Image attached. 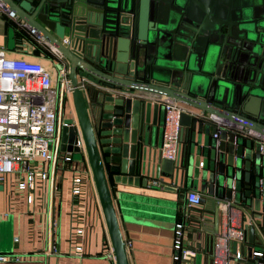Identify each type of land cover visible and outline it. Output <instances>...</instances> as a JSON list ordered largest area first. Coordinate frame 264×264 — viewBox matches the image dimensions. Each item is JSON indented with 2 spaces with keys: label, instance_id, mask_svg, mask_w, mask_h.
Wrapping results in <instances>:
<instances>
[{
  "label": "water",
  "instance_id": "1",
  "mask_svg": "<svg viewBox=\"0 0 264 264\" xmlns=\"http://www.w3.org/2000/svg\"><path fill=\"white\" fill-rule=\"evenodd\" d=\"M0 2L14 13L17 27L62 55L57 68L62 61L69 68L117 264L129 262L111 183L147 186L149 178L171 177L180 169L194 174L199 166L205 188L218 199L214 223L222 199L241 211L246 235L242 257L234 261L264 264L258 254H264V149L247 134L264 135V0ZM81 79L83 89L77 87ZM122 89L189 107L180 114L190 142L180 169L179 157L148 149L152 126L159 122L163 135L164 106L120 94ZM63 121L61 150L79 152L75 128L67 126L73 119Z\"/></svg>",
  "mask_w": 264,
  "mask_h": 264
},
{
  "label": "built area",
  "instance_id": "2",
  "mask_svg": "<svg viewBox=\"0 0 264 264\" xmlns=\"http://www.w3.org/2000/svg\"><path fill=\"white\" fill-rule=\"evenodd\" d=\"M4 15L16 21L14 13L0 2V25ZM51 49L59 60L63 58L53 47ZM68 74L69 68L62 61L56 68L57 84H54L51 70L44 62L24 55L9 56L0 46V185L8 194L10 205L21 204L26 210L39 212L45 226L47 252L58 254L54 238L59 225L57 205L61 204L63 183L67 180L71 196L67 253L82 257L87 254V236L99 218L98 206L100 216L103 210L73 106L74 87ZM84 82L83 79L78 80L77 87L83 89ZM109 90L116 94V89ZM68 102L72 106L69 116H66ZM157 102L164 106L165 111L161 155L170 160L178 159L180 114L185 107L160 96ZM64 118L73 119L67 126L75 128V146L82 154L80 161L73 160V152L61 150V131L66 125ZM247 134L264 149V135L252 131ZM186 201L189 207L199 206L202 194L189 189ZM230 205L234 210L230 209ZM218 207L227 214V218L224 230L214 239V261L211 264H231L242 257L244 229L242 223L237 222L235 209L238 208L230 201L222 199ZM8 215L9 211L3 213V217ZM184 228L181 222L176 223L174 228V259L180 262L195 254L182 247ZM230 243L236 245L233 253ZM102 248L106 257L116 261L110 239L103 241ZM258 254L261 255L260 252ZM19 258L21 256L14 253L0 252V262Z\"/></svg>",
  "mask_w": 264,
  "mask_h": 264
},
{
  "label": "crops",
  "instance_id": "3",
  "mask_svg": "<svg viewBox=\"0 0 264 264\" xmlns=\"http://www.w3.org/2000/svg\"><path fill=\"white\" fill-rule=\"evenodd\" d=\"M5 23L8 24L7 30ZM10 30L12 31L11 44ZM0 46L9 56L24 55L27 58L44 62L51 70L54 84L57 83L56 64H59L60 60L51 46L44 40L36 38L28 29L17 27L16 21L5 15L0 25ZM119 93L131 94L134 97L157 103L158 96L156 95L148 96L143 92L125 89L119 90ZM70 106L72 103L68 102L65 110L66 116H69ZM184 107L185 110H190L189 107ZM186 130L183 128L181 132L179 169L181 168L180 163L187 158L189 153L190 142ZM161 144L162 126L158 122L156 126H152L151 146H148V149L151 148V152L161 154ZM201 160L204 159L201 157ZM204 182L202 168L199 166L194 174L191 169L185 173H181L180 169L171 177L149 178L147 186L111 183V188L115 190L113 200L129 264L213 263L214 239L224 230L227 214L218 207L220 211L218 224L216 225L214 219H211L218 199L209 194ZM189 189L202 194L204 200L199 206L189 207L187 205L186 192ZM97 209L99 218L87 236V254L79 257L67 253L68 232L67 228H63L60 206L57 205L59 225L56 226L54 238L59 253H48L45 226L39 212L26 210L21 204L13 207L9 203L6 191L0 188V252L21 256L17 260L0 262V264H117L116 261L104 255L102 243L110 239V236L104 214L100 216L99 206ZM230 209L234 210V207ZM5 211H9V215L3 217ZM235 211L237 222L241 223V211L239 209ZM178 222L185 226L183 249L195 253L186 262L174 259V228ZM64 226L66 227V223ZM245 233L244 231V239ZM230 249L233 253L236 245L230 243ZM261 257L264 258V254H261ZM231 264H236V262L233 260Z\"/></svg>",
  "mask_w": 264,
  "mask_h": 264
},
{
  "label": "rangeland",
  "instance_id": "4",
  "mask_svg": "<svg viewBox=\"0 0 264 264\" xmlns=\"http://www.w3.org/2000/svg\"><path fill=\"white\" fill-rule=\"evenodd\" d=\"M12 31L10 30V44H11V35ZM59 66V65H57ZM82 159V154L80 152H74L73 153V160H77L80 161ZM66 183H64V191H63V196H62V203L60 205V211H61V221H62V225L63 228L66 229L67 228V232H68V223H69V215L67 213H69V203H70V192L68 189V182L67 180H65ZM66 223V227L64 226Z\"/></svg>",
  "mask_w": 264,
  "mask_h": 264
}]
</instances>
